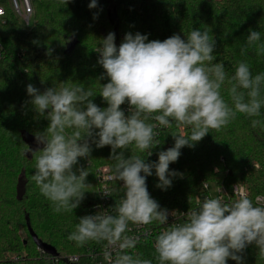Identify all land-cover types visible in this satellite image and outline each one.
Returning a JSON list of instances; mask_svg holds the SVG:
<instances>
[{
  "label": "clouds",
  "instance_id": "clouds-1",
  "mask_svg": "<svg viewBox=\"0 0 264 264\" xmlns=\"http://www.w3.org/2000/svg\"><path fill=\"white\" fill-rule=\"evenodd\" d=\"M88 7L96 8L97 0ZM99 41L97 63L104 69L101 79L106 77L108 82L98 94L106 107L95 104L92 98L97 94L81 84L52 86L42 92L31 83L26 85L31 98L26 103L48 121L43 131L34 133L42 147L31 150L36 161L32 180L53 212L73 211L85 198L88 185L89 172L76 168L80 158L90 157L91 144L109 146L110 159L116 161L115 179L123 182V195L113 206L115 214L104 210L80 217L67 238L79 246L90 240L108 241L116 252L112 264H152L126 252L137 242L126 234L130 223L166 224L170 215L151 197L147 177L155 170L156 187L167 190L179 175L169 165L178 160L181 149L194 146L210 130L227 126L238 113L253 118V128L264 130V120L255 119L264 108V72L253 75L249 64L240 61L229 77L222 63H211L216 41L207 29H192L184 38L173 34L163 41L129 32L119 46L115 33L109 32ZM245 47H255L258 56L264 55L261 32L249 29ZM226 81L228 100L221 91ZM126 103L128 115L121 107ZM149 119L155 123L146 122ZM173 121L190 127V136L173 135L174 145L160 151L154 162L138 154L125 157L123 150L129 146L150 156L160 144L155 140L156 127H170ZM260 200L241 197L225 203L205 198L187 212L184 223L155 237L159 264H228L229 260L244 264L243 253L249 245L264 258V203Z\"/></svg>",
  "mask_w": 264,
  "mask_h": 264
},
{
  "label": "trees",
  "instance_id": "trees-1",
  "mask_svg": "<svg viewBox=\"0 0 264 264\" xmlns=\"http://www.w3.org/2000/svg\"><path fill=\"white\" fill-rule=\"evenodd\" d=\"M90 2L35 0V18L29 29L8 7L0 20V264H13L8 255L20 250L28 253L29 258L24 256L26 264H46V255L37 248L33 237L55 248L60 256L80 255L79 264H91L86 251L100 249L105 243L90 240L79 246L67 237L79 218L91 215V208L101 201L97 171L108 167L115 174L111 148L91 144L90 157L80 158L76 166L89 172L85 198L73 211L53 212L50 201L32 180L36 161L31 150L42 147L34 145V133L43 131L48 121L26 103L31 99L27 84L41 92L52 86L81 84L97 94L92 98L95 104L106 107L98 93L108 81L106 77L101 79L104 69L97 63L99 54L95 48L109 32L115 33L119 46L129 32L163 41L173 34L184 38L192 29H207L216 41L211 63H222L229 77L240 61L249 64L253 75L264 72V55L258 56L255 47H245L249 29L260 31L264 42V0H97V7L89 9ZM49 49L50 55L46 54ZM228 87L226 81L221 89L226 100ZM121 107L128 115L127 103ZM252 119L238 113L219 131L210 130L194 146L183 147L178 160L169 165V170L179 175L172 178L167 190L156 187L158 178L153 170L146 179L151 197L167 210H192L205 182L225 184L227 188L246 185L253 201L264 194V130L253 128ZM255 119L264 120V108ZM146 122L155 123L151 119ZM155 132L160 144L150 156L147 151L139 153L129 146L123 150L125 157L138 154L146 162L157 161L160 151L174 145L173 135L182 136L183 132L187 137L191 129L173 121L170 127L157 126ZM121 183H108L115 203L123 195ZM22 234L27 241H23ZM257 251L249 245L243 253L244 264H264ZM228 264L236 262L229 260Z\"/></svg>",
  "mask_w": 264,
  "mask_h": 264
},
{
  "label": "built area",
  "instance_id": "built-area-1",
  "mask_svg": "<svg viewBox=\"0 0 264 264\" xmlns=\"http://www.w3.org/2000/svg\"><path fill=\"white\" fill-rule=\"evenodd\" d=\"M34 2L35 0H0V20L4 19L6 15V7H8L13 16H15L21 22L23 27L25 29H29L32 25L33 18H35ZM97 174L98 183L101 185V190L99 191L101 201L91 208L90 213L91 215H95L97 213L103 212L104 210H108L109 212H113V214H115L113 211V206L115 205L113 198H111V196L103 195L104 192L111 193L108 183L115 179V174H111L109 171L105 173L100 169L97 171ZM211 184L215 186V191L213 193L210 192ZM241 197H250V190L246 185L235 184L231 188H227L225 184L206 182L203 184L200 193L195 197V209L205 198H219L225 203H231ZM257 197L261 198L260 203H264V194ZM257 197H255L254 202L256 201ZM168 211L170 215L166 224H159L155 221L146 225L132 223L129 224L126 234L135 238L137 242L134 248L126 250L128 254L132 255L133 258L134 256H139L140 259L151 260L152 264H159L156 254L154 255L152 253L155 252V237L161 231H164L172 225L184 223L187 219V212L190 210L172 209ZM40 252L43 255H46L42 252V250H40ZM109 253L112 254L110 255ZM140 253H142L141 256ZM115 255V250L110 248L108 241L105 240V243L100 249L97 247L88 249L86 251L85 257L88 258L91 264H112V261L115 259ZM46 261V264H79L81 257L77 255H59L57 257L46 255Z\"/></svg>",
  "mask_w": 264,
  "mask_h": 264
},
{
  "label": "rangeland",
  "instance_id": "rangeland-1",
  "mask_svg": "<svg viewBox=\"0 0 264 264\" xmlns=\"http://www.w3.org/2000/svg\"><path fill=\"white\" fill-rule=\"evenodd\" d=\"M182 129L183 128H181V131H182ZM181 135L184 136L183 132H181ZM100 170H103V172L106 173V172H108L110 170V168H108V167H101ZM114 181H116V180L115 179L114 180H111V183H113ZM209 183H216V182H209ZM100 190H101V185L98 183V191H100ZM214 191H215V186L211 184L210 185V192L213 193ZM22 239H23V241L26 240L25 234H22ZM8 256H10L9 257L10 258V261H12L13 264H26L27 263L25 261L27 258L25 259L24 256H28V253H26V251H24V250H20L17 253L16 252L15 253L12 252ZM63 256H65V255H63ZM77 256H80V255H77ZM28 258H29V256H28Z\"/></svg>",
  "mask_w": 264,
  "mask_h": 264
},
{
  "label": "water",
  "instance_id": "water-1",
  "mask_svg": "<svg viewBox=\"0 0 264 264\" xmlns=\"http://www.w3.org/2000/svg\"><path fill=\"white\" fill-rule=\"evenodd\" d=\"M37 143H34V145L36 147H38V145H36ZM33 145V146H34ZM34 150V149H33ZM34 243L37 246V248H39V250H42V252L48 256L51 257H57L58 252L56 251L55 248H53L52 246H49L47 244H44L42 241H40L37 237H33Z\"/></svg>",
  "mask_w": 264,
  "mask_h": 264
}]
</instances>
